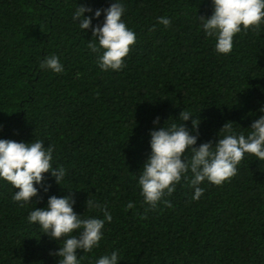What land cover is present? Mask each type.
<instances>
[{"label": "trees", "instance_id": "16d2710c", "mask_svg": "<svg viewBox=\"0 0 264 264\" xmlns=\"http://www.w3.org/2000/svg\"><path fill=\"white\" fill-rule=\"evenodd\" d=\"M110 2L0 0V138L41 139L66 169L60 186L45 174L51 188L39 192L35 206L72 191L77 214L111 213L99 247L77 251L81 264L113 250L118 264H264V162L246 156L222 185L203 182L198 200L189 173L164 197L170 206L154 209L137 184L157 116L159 127L180 123L181 111L197 115L196 146L215 142L226 122L250 131L264 106V24L236 34L231 53L218 55L197 21L211 15V0H123L122 19L136 43L121 71L106 72L88 47L91 31L82 33L72 14L80 4L95 10ZM51 55L62 73L39 68ZM183 123L191 129V118ZM13 191L0 180V264H57L49 255L57 243L27 222L34 205L19 207ZM87 200L98 207L88 208Z\"/></svg>", "mask_w": 264, "mask_h": 264}, {"label": "clouds", "instance_id": "9594fccd", "mask_svg": "<svg viewBox=\"0 0 264 264\" xmlns=\"http://www.w3.org/2000/svg\"><path fill=\"white\" fill-rule=\"evenodd\" d=\"M212 12L207 18L197 16L199 30L215 41L214 50L218 55H228L233 49V37L250 28L258 29L264 24V0H211ZM126 12L123 0H111L106 8H93L80 4L72 14V20L82 33L91 31L89 49L97 53V66L101 71L119 72L125 67L124 58L130 52V46L136 43L135 32L127 27L122 19ZM91 13V15H85ZM103 15L102 22L93 25L92 21ZM157 22L166 28L171 19L158 17ZM39 68L60 74L64 66L59 57L51 55L42 60ZM261 113L245 135L235 131L232 123L226 122L217 132L215 142L209 140L197 145L198 127L201 123L197 115L188 111L179 113V121L165 126L160 125V117L152 121L149 131L150 153L138 171L137 184L143 203L156 208L170 202L164 199L170 196L181 182L191 174L190 187L192 200H198L204 194L200 187L203 182L222 185L237 174L238 165L246 156L264 162V106ZM191 118V129L183 122ZM54 149L45 147L41 139L29 142L0 138V180L13 188L12 200L19 206L34 205L26 220L41 230L58 245L49 255L56 257L57 264H81L83 255L77 251L91 253L99 247L103 239L105 223H111L112 215L102 210L103 219L83 217L74 211L75 200L72 191L68 195L48 197L44 207H36L42 190L47 193L51 185L45 174L60 186L66 176L62 165L54 164ZM190 154V155H186ZM36 197V200L33 198ZM88 208L98 207L93 201H86ZM128 208L133 204L129 203ZM119 251L97 257L94 264H118Z\"/></svg>", "mask_w": 264, "mask_h": 264}]
</instances>
